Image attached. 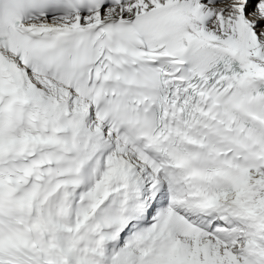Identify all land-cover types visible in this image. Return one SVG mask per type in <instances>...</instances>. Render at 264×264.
<instances>
[{"label":"snow or ice","instance_id":"obj_1","mask_svg":"<svg viewBox=\"0 0 264 264\" xmlns=\"http://www.w3.org/2000/svg\"><path fill=\"white\" fill-rule=\"evenodd\" d=\"M0 264H264V0H0Z\"/></svg>","mask_w":264,"mask_h":264}]
</instances>
